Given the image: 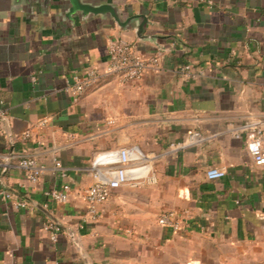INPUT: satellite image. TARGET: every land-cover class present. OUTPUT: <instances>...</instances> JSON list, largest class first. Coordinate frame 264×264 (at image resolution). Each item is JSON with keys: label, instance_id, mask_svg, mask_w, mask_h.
I'll use <instances>...</instances> for the list:
<instances>
[{"label": "crops", "instance_id": "1", "mask_svg": "<svg viewBox=\"0 0 264 264\" xmlns=\"http://www.w3.org/2000/svg\"><path fill=\"white\" fill-rule=\"evenodd\" d=\"M104 1L124 17L146 14L153 37L110 17L72 23L54 6L29 15L0 0V190L12 192L0 195V264H264V166L236 137L264 129V0ZM120 36L159 56L160 69L136 81L106 76L76 97L75 75L103 67ZM184 63L204 75L181 74ZM124 146L144 153L157 181L114 189L101 216L86 219L93 162ZM29 156L44 167L36 183L18 165ZM211 167L226 175L208 179ZM65 182L69 201L48 200ZM169 210L188 217L181 230L159 223Z\"/></svg>", "mask_w": 264, "mask_h": 264}, {"label": "built area", "instance_id": "2", "mask_svg": "<svg viewBox=\"0 0 264 264\" xmlns=\"http://www.w3.org/2000/svg\"><path fill=\"white\" fill-rule=\"evenodd\" d=\"M159 56L145 57L141 55L135 44L126 37H114L108 42V58L103 65L88 67L84 74L75 75V82L68 87L76 97H80L85 91L97 85L106 76L119 78L121 81H136L142 78L147 69H160ZM179 72L189 78H199L204 75L202 68L195 69L193 64L184 63ZM1 116L6 112L2 110ZM49 118L40 121L41 125L47 124ZM242 132H237L236 137H244L248 151L258 166H264V129L256 125H247ZM24 139L31 137V130H27L22 136ZM192 139L199 138V133L191 135ZM179 145V144H178ZM56 168L61 169V175L67 176V171L57 156L54 157ZM18 165L27 171L28 179L36 183L40 180L44 167L35 157H22ZM93 182L85 189L84 197L87 204L86 219L95 221L101 216L99 206L108 200L112 191L121 186H140L145 182L155 183L156 174L153 171L152 162L144 155L137 146H124L115 150H108L98 154L92 164ZM208 179L223 178L226 171L221 168L211 167L207 170ZM72 185L63 183L60 187H54L44 192L48 200L57 203H66L70 199ZM0 195L6 199L12 198L9 190H0ZM27 202L17 201V208L24 207ZM47 206V204H45ZM186 215L176 210H169L160 215L158 221L163 226L174 230H181L185 223ZM45 228L52 232V240L56 241L60 228L52 220L45 224Z\"/></svg>", "mask_w": 264, "mask_h": 264}, {"label": "water", "instance_id": "3", "mask_svg": "<svg viewBox=\"0 0 264 264\" xmlns=\"http://www.w3.org/2000/svg\"><path fill=\"white\" fill-rule=\"evenodd\" d=\"M13 7H24L31 15L36 8L48 15L51 7L58 9L60 16L72 23L78 19H88L92 16L110 17L122 29H128L135 24L136 34L141 39L153 36L144 34L149 18L138 13L124 17L119 8L111 1L104 0H9Z\"/></svg>", "mask_w": 264, "mask_h": 264}]
</instances>
